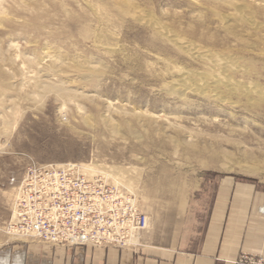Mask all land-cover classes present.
I'll list each match as a JSON object with an SVG mask.
<instances>
[{
  "label": "rangeland",
  "instance_id": "rangeland-1",
  "mask_svg": "<svg viewBox=\"0 0 264 264\" xmlns=\"http://www.w3.org/2000/svg\"><path fill=\"white\" fill-rule=\"evenodd\" d=\"M136 14L239 69L188 58ZM263 39L264 0H0V238L34 163L101 174L152 219L222 176L264 187ZM182 69L205 94L169 91ZM213 75L262 96L214 99Z\"/></svg>",
  "mask_w": 264,
  "mask_h": 264
},
{
  "label": "crops",
  "instance_id": "crops-1",
  "mask_svg": "<svg viewBox=\"0 0 264 264\" xmlns=\"http://www.w3.org/2000/svg\"><path fill=\"white\" fill-rule=\"evenodd\" d=\"M182 205L171 204L129 248L59 246L0 238V264H236L264 258V187L235 176L217 179ZM200 191V190H199Z\"/></svg>",
  "mask_w": 264,
  "mask_h": 264
},
{
  "label": "built area",
  "instance_id": "built-area-1",
  "mask_svg": "<svg viewBox=\"0 0 264 264\" xmlns=\"http://www.w3.org/2000/svg\"><path fill=\"white\" fill-rule=\"evenodd\" d=\"M147 225L134 195L78 164H31L12 198L11 236L59 246L129 248ZM138 240V237H137ZM236 264H264L242 255Z\"/></svg>",
  "mask_w": 264,
  "mask_h": 264
},
{
  "label": "bare ground",
  "instance_id": "bare-ground-1",
  "mask_svg": "<svg viewBox=\"0 0 264 264\" xmlns=\"http://www.w3.org/2000/svg\"><path fill=\"white\" fill-rule=\"evenodd\" d=\"M232 5H233L234 10H236V12L238 13V14L236 13L237 14L236 17L238 19H240L245 24L252 25V26L256 25L254 23L255 21H253L252 17L249 14H246L245 13V10L247 8V4L241 2V3H234ZM222 16H223V14H222ZM155 17L152 14H144V15L143 14H136L135 15V18L137 20L141 21L142 23L144 22L145 24H147L148 26H150L155 31L156 34H158L161 37L165 38L168 42H170L171 44H173L174 46H176L180 50L184 51V53H186L187 56L189 55L188 58H190V57L191 58H200V59H203L204 61H209L212 65L217 66L221 73H229L228 71H232V70H236L237 71L239 69V66L237 64H235L234 62H232V61H223V62L222 61H219L218 58H216V56L212 57L210 55V53H208V51L200 50L202 48L198 49L196 47L197 46L196 44L194 46L192 43L185 42V41H183L184 39L183 40H180L175 35L170 34L169 31H168L169 29L165 27V24L163 25V23H161L160 21H158L159 19L157 20V18H155ZM221 18L223 19L224 22H226L227 19H228V16L226 18H223V17H221ZM235 18L233 17V19L236 21ZM257 28H259V27H257ZM253 29H254V27H253ZM231 30H230V32H231ZM231 34H233V33H231ZM202 64H204V63H202ZM96 69H97V67H96ZM179 70H181V69H179ZM193 74H195V73L193 72ZM189 75H190V73L188 71H186V70L183 71V69H182V71H179L178 78L173 82L172 85L169 86V91L171 93H175V94H178L180 96L184 95V93L187 92V91L195 92V94L196 93H198V94H205L206 91L204 89V86L199 87L198 85H193V84H190L188 82ZM224 75H226V74H224ZM207 81L210 83V89L208 90L210 96L212 98H214V99H217V100L218 99L219 100H224L225 97L223 96V94L224 93H227L228 94L229 92H232L233 90H238V91L241 92V94L243 96H247V97L250 96V95H253V94L254 95H257V97L262 96V93L260 92L261 90L259 91L257 89L256 85H246V86H242L241 88H239L240 85L238 83H235L234 81H232L230 78H223V77L222 78H219V77H217L215 75H213L212 77L207 78ZM207 88H209V87H207ZM66 94H68V93H66ZM65 96H67V95H65ZM86 171L93 172L94 170L92 169V167L86 166ZM114 185L117 186V184H114ZM138 235H139V233H138ZM138 235L137 236L134 235V238H135V241L136 242H138L137 237L139 239V236Z\"/></svg>",
  "mask_w": 264,
  "mask_h": 264
}]
</instances>
